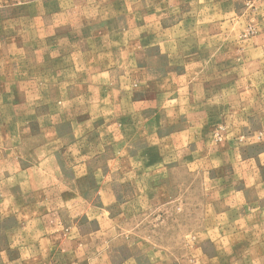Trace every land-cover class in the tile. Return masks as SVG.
Segmentation results:
<instances>
[{"label": "rangeland", "instance_id": "obj_1", "mask_svg": "<svg viewBox=\"0 0 264 264\" xmlns=\"http://www.w3.org/2000/svg\"><path fill=\"white\" fill-rule=\"evenodd\" d=\"M0 261L264 264V0H0Z\"/></svg>", "mask_w": 264, "mask_h": 264}, {"label": "crops", "instance_id": "obj_2", "mask_svg": "<svg viewBox=\"0 0 264 264\" xmlns=\"http://www.w3.org/2000/svg\"><path fill=\"white\" fill-rule=\"evenodd\" d=\"M0 264H2V262L0 261Z\"/></svg>", "mask_w": 264, "mask_h": 264}, {"label": "bare ground", "instance_id": "obj_3", "mask_svg": "<svg viewBox=\"0 0 264 264\" xmlns=\"http://www.w3.org/2000/svg\"><path fill=\"white\" fill-rule=\"evenodd\" d=\"M37 25V24H36Z\"/></svg>", "mask_w": 264, "mask_h": 264}]
</instances>
